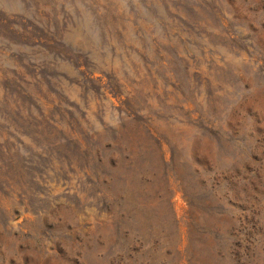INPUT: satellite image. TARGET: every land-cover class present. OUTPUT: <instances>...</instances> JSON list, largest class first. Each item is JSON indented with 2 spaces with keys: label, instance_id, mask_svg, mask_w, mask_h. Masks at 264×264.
<instances>
[{
  "label": "rangeland",
  "instance_id": "rangeland-1",
  "mask_svg": "<svg viewBox=\"0 0 264 264\" xmlns=\"http://www.w3.org/2000/svg\"><path fill=\"white\" fill-rule=\"evenodd\" d=\"M186 250L264 264V0H0V264Z\"/></svg>",
  "mask_w": 264,
  "mask_h": 264
},
{
  "label": "trees",
  "instance_id": "trees-1",
  "mask_svg": "<svg viewBox=\"0 0 264 264\" xmlns=\"http://www.w3.org/2000/svg\"><path fill=\"white\" fill-rule=\"evenodd\" d=\"M253 109L256 110L257 106L254 104L252 105ZM30 112V116H33V112L32 111H29ZM130 112V111H129ZM129 112H127L129 114ZM20 113V112H19ZM131 113V112H130ZM20 115V114H19ZM131 116H135L134 114L131 113ZM34 117V116H33ZM34 120H32L31 118L29 117H24L22 118V123L20 124H17L16 125V128H17V131L19 132H23V133H27V134H30V132L33 133L34 137L36 138L37 136V140H40L42 146H41V154L39 155V160L42 161V162H46L47 160L51 163L54 162V157H56V154L59 158V155H58V150H59V147L61 145V141H59V138L56 137V138H53V136H56L58 134V127L54 125V128H50V130L47 132L46 129H41L42 127L44 126H49V124H47L45 122V120H42V121H38L35 117L33 118ZM52 129V130H51ZM158 141V140H156ZM159 142V141H158ZM160 143V142H159ZM160 146L162 148V145L160 143ZM19 156V155H17ZM18 159H15V157L12 159V164L11 166L14 167V165L17 164V167H18V171L20 172V170L24 169V173L27 174L28 176L30 175V178L32 179L33 182H36L37 183V179H36V168H30L28 167L29 164H28V161L27 159L24 160V166H20L19 162H17ZM26 165V166H25ZM28 170L31 171L29 174H28ZM42 170V169H40ZM98 178H100V175H97ZM38 185H39V182H38ZM24 186V185H23ZM40 190H43L40 189ZM179 229H180V225H179ZM51 234H55V233H51ZM51 234H49L47 237H45L46 239H52L53 237H49ZM45 236V234H42L41 237ZM52 236V235H51ZM180 262L179 264L183 263L185 258L188 259V251L186 250L185 253H180ZM190 259H188V264H192L191 261H189Z\"/></svg>",
  "mask_w": 264,
  "mask_h": 264
}]
</instances>
